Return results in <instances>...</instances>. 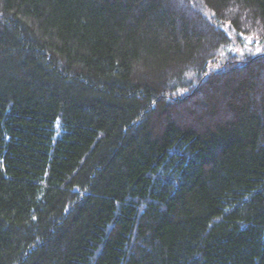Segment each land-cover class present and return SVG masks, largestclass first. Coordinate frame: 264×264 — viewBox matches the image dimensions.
Returning a JSON list of instances; mask_svg holds the SVG:
<instances>
[{
	"label": "trees",
	"instance_id": "trees-1",
	"mask_svg": "<svg viewBox=\"0 0 264 264\" xmlns=\"http://www.w3.org/2000/svg\"><path fill=\"white\" fill-rule=\"evenodd\" d=\"M0 264H264V0H0Z\"/></svg>",
	"mask_w": 264,
	"mask_h": 264
},
{
	"label": "rangeland",
	"instance_id": "rangeland-1",
	"mask_svg": "<svg viewBox=\"0 0 264 264\" xmlns=\"http://www.w3.org/2000/svg\"><path fill=\"white\" fill-rule=\"evenodd\" d=\"M249 46H250V45H249ZM249 46H245V48H248V49H252V50H254V47H249ZM234 50H235V47H234ZM236 50H237V51H240L239 48H236Z\"/></svg>",
	"mask_w": 264,
	"mask_h": 264
}]
</instances>
